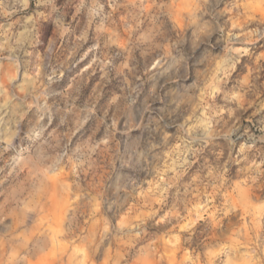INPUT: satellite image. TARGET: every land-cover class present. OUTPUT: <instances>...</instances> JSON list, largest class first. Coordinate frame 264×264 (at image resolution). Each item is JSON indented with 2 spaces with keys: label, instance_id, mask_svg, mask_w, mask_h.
<instances>
[{
  "label": "clouds",
  "instance_id": "clouds-1",
  "mask_svg": "<svg viewBox=\"0 0 264 264\" xmlns=\"http://www.w3.org/2000/svg\"><path fill=\"white\" fill-rule=\"evenodd\" d=\"M0 264H264V0H0Z\"/></svg>",
  "mask_w": 264,
  "mask_h": 264
}]
</instances>
